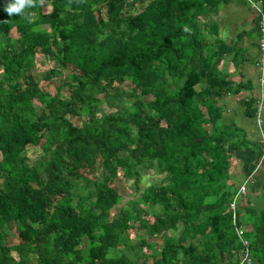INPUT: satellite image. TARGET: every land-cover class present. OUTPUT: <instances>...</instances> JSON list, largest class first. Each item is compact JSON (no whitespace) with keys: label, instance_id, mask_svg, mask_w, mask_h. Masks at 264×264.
Masks as SVG:
<instances>
[{"label":"trees","instance_id":"16d2710c","mask_svg":"<svg viewBox=\"0 0 264 264\" xmlns=\"http://www.w3.org/2000/svg\"><path fill=\"white\" fill-rule=\"evenodd\" d=\"M229 1L34 0L10 18L0 0V264H236L231 163L251 144L223 100L249 91L253 119L257 93L220 67L232 55L242 77L258 32L254 18L234 44L219 37ZM149 174L159 182L142 187ZM258 222L264 264V210Z\"/></svg>","mask_w":264,"mask_h":264},{"label":"crops","instance_id":"0c3cea01","mask_svg":"<svg viewBox=\"0 0 264 264\" xmlns=\"http://www.w3.org/2000/svg\"><path fill=\"white\" fill-rule=\"evenodd\" d=\"M239 3L240 2H234V0H230L228 4L222 5L220 7L218 16L213 18V21L219 28V37L227 44H234L238 34L241 32H246L244 27H238V22L237 25H234L233 23V21L242 19V17H238L240 15L238 14L239 11H241L243 17H246L250 23V31L254 26V13L252 9L249 8V10H244ZM225 34L227 37H224ZM252 42L253 41L251 38L246 37L244 40V46L249 47L251 46ZM252 51L256 56V49L252 48ZM231 57L232 55L224 58L220 69L223 72H226L230 79L234 82H248L256 89L259 69L256 65L255 59L245 65L243 76L241 77L237 73L231 61ZM249 96L250 92L245 91L241 92L237 96L228 95L223 100L224 115L232 119L236 125L245 132L246 140L251 144L248 149H243L235 153V158L237 160L236 163L238 165V174L243 175L244 181L249 178L248 184L246 185L245 196L243 197L241 205L239 206L240 220H242V215L244 213H247L248 215H252L253 213L257 218L264 210V159L260 157V134L257 130L254 119H248L244 115V108L242 105V100L248 99ZM240 185L241 184H237V187ZM251 228L254 232V225H252ZM245 231L247 236V229ZM252 264H259L257 257L253 259Z\"/></svg>","mask_w":264,"mask_h":264},{"label":"rangeland","instance_id":"374dc122","mask_svg":"<svg viewBox=\"0 0 264 264\" xmlns=\"http://www.w3.org/2000/svg\"><path fill=\"white\" fill-rule=\"evenodd\" d=\"M234 2H240L239 4L242 6V9L244 10H249V8H252V5H257L260 6L262 5L261 0H234ZM236 4V3H234ZM225 9V8H224ZM44 12H48L49 11V7L45 6L43 8ZM137 11H133V13L135 14ZM238 14H240L238 17H242L241 20H237V21H233L234 25H237V22L239 23L238 27L243 28L244 30L249 33L250 32V28L251 25L248 22L246 17H243V14H241V11L238 12ZM231 15V14H229ZM247 16V15H246ZM44 30H46V27H44ZM224 37H227V35L225 34ZM38 60H40V57H38ZM50 64H46V66L41 65L40 66V71L43 72L44 70H47L48 67H50ZM60 81L58 79H53L51 80L49 83H45L42 82L41 85L43 86V88L48 91L51 94H54L57 86L59 85ZM127 85V84H126ZM124 85L123 89L126 91L127 86ZM150 98H145L144 101L149 100ZM38 151H34L33 148H30L27 152V156L29 158V160L33 161L36 160L38 158ZM237 161H232V167H234L236 170L234 171L237 175L235 177H233V182L237 183V184H242L243 183V175L238 174V165L236 163ZM160 178L159 177H153V175L149 174L147 175V177L142 181V187L147 186L148 184H152V183H157L159 182ZM242 182V183H241ZM111 187L125 200H130L133 199L135 196H137V194L134 191V185L132 183V181L130 180H122L121 178H119L116 181H113L112 183H110ZM242 202V201H241ZM264 204V203H263ZM121 208V206H115L113 207V209L111 210V214L118 212L119 209ZM240 210V209H239ZM257 211V210H256ZM240 212V211H239ZM258 212V211H257ZM242 225L244 227V229H247V236L246 238L249 241H254L255 239V234L251 228L252 225L258 226L259 222H258V217L256 218V216H254V214L252 213V215H248L247 213H244L242 215ZM136 226V225H135ZM254 226V227H255ZM255 229V228H254ZM141 236H143V233L141 231H138L137 229H134L131 233V238L133 239H139ZM162 237L156 236L154 238H147V240L149 242H154L156 243L158 246H161V241H162ZM2 242L7 245V246H12L14 244H17L19 242L18 236H17V229L14 225H12L10 227L9 230H7L5 232V236L2 240ZM159 248V247H158ZM147 254H149V251H146ZM15 256V254H14ZM258 256L257 252H253V259L256 258ZM148 264H151V262H149Z\"/></svg>","mask_w":264,"mask_h":264},{"label":"built area","instance_id":"2783aa9c","mask_svg":"<svg viewBox=\"0 0 264 264\" xmlns=\"http://www.w3.org/2000/svg\"><path fill=\"white\" fill-rule=\"evenodd\" d=\"M252 11L256 20V27L258 32L257 40V56L256 65L259 69L257 78V100L254 106V122L260 134L259 147L260 157L264 159V10L262 7L252 5ZM249 178L245 180L233 195L228 204V213L230 215V222L238 240L239 251L237 255L236 264H252L253 253L250 247V241L246 238V231L241 223L239 215V206L246 193V185Z\"/></svg>","mask_w":264,"mask_h":264},{"label":"clouds","instance_id":"9594fccd","mask_svg":"<svg viewBox=\"0 0 264 264\" xmlns=\"http://www.w3.org/2000/svg\"><path fill=\"white\" fill-rule=\"evenodd\" d=\"M34 7V0H6L4 4V12L11 18L14 14L26 15L31 17V13H26V9Z\"/></svg>","mask_w":264,"mask_h":264}]
</instances>
